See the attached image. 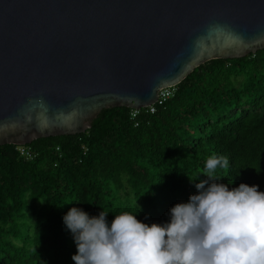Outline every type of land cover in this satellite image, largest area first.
<instances>
[{
	"label": "trees",
	"instance_id": "obj_1",
	"mask_svg": "<svg viewBox=\"0 0 264 264\" xmlns=\"http://www.w3.org/2000/svg\"><path fill=\"white\" fill-rule=\"evenodd\" d=\"M174 89L134 119L128 107H109L82 133L34 139L31 159L0 145V264H75L63 222L71 207L108 212L109 225L125 211L168 222L208 179L200 173L213 155L229 159L218 183L264 192V48L206 61Z\"/></svg>",
	"mask_w": 264,
	"mask_h": 264
},
{
	"label": "water",
	"instance_id": "obj_2",
	"mask_svg": "<svg viewBox=\"0 0 264 264\" xmlns=\"http://www.w3.org/2000/svg\"><path fill=\"white\" fill-rule=\"evenodd\" d=\"M264 48V0H0V145L78 134Z\"/></svg>",
	"mask_w": 264,
	"mask_h": 264
},
{
	"label": "clouds",
	"instance_id": "obj_3",
	"mask_svg": "<svg viewBox=\"0 0 264 264\" xmlns=\"http://www.w3.org/2000/svg\"><path fill=\"white\" fill-rule=\"evenodd\" d=\"M218 168H229L226 156L213 155L206 160L200 175L208 179L195 183L197 194L190 195L188 202L171 207L170 219L163 224L149 225L125 211L116 214L109 225L108 212L90 216L71 207L63 222L76 244L72 261L264 264V192L258 190V185L240 183L229 188L228 184L218 183L222 178L216 174Z\"/></svg>",
	"mask_w": 264,
	"mask_h": 264
},
{
	"label": "built area",
	"instance_id": "obj_4",
	"mask_svg": "<svg viewBox=\"0 0 264 264\" xmlns=\"http://www.w3.org/2000/svg\"><path fill=\"white\" fill-rule=\"evenodd\" d=\"M174 88H175V86H169V87H165V88L160 89L158 91L157 100L153 104L147 106L148 110L150 112H153L155 110L156 104H162L167 99H169L175 91ZM138 113H139V109H132V111L130 112L131 119H134L138 115ZM135 124H137V123L135 122ZM56 149H58V147H56ZM17 150L19 151V153L22 156H24L27 159H31L34 156V153L32 152L31 148L28 146L18 145Z\"/></svg>",
	"mask_w": 264,
	"mask_h": 264
}]
</instances>
